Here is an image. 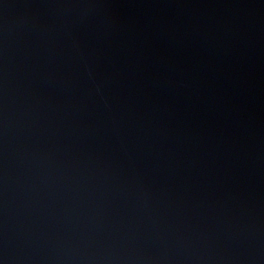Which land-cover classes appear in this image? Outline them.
Returning a JSON list of instances; mask_svg holds the SVG:
<instances>
[{
    "label": "water",
    "instance_id": "obj_1",
    "mask_svg": "<svg viewBox=\"0 0 264 264\" xmlns=\"http://www.w3.org/2000/svg\"><path fill=\"white\" fill-rule=\"evenodd\" d=\"M0 264H264V0H0Z\"/></svg>",
    "mask_w": 264,
    "mask_h": 264
}]
</instances>
